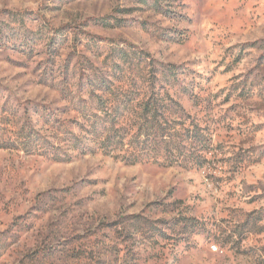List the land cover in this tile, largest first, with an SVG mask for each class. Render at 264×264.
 I'll return each instance as SVG.
<instances>
[{"label": "rangeland", "instance_id": "rangeland-1", "mask_svg": "<svg viewBox=\"0 0 264 264\" xmlns=\"http://www.w3.org/2000/svg\"><path fill=\"white\" fill-rule=\"evenodd\" d=\"M14 12L34 32L0 44V264H264V0H0ZM147 74L173 76L203 166L83 154L43 123L48 153L1 145L41 107L84 136L81 81Z\"/></svg>", "mask_w": 264, "mask_h": 264}, {"label": "trees", "instance_id": "trees-1", "mask_svg": "<svg viewBox=\"0 0 264 264\" xmlns=\"http://www.w3.org/2000/svg\"><path fill=\"white\" fill-rule=\"evenodd\" d=\"M32 15L14 12L8 15L9 22L0 19V44L8 45L17 38L22 39L21 46L31 47L34 30L27 22ZM172 77L171 74H161L160 78L147 74L123 76L118 80L104 76L88 78L81 81L79 90L89 85L86 90L89 99L80 96L77 109L85 121L80 124L84 136L64 132L61 120L47 115V110L41 107L42 117L46 116L43 122L41 117L32 122L28 115L22 124L17 114L9 118L8 134L1 145L48 153L49 142L37 128V124L43 123L83 154H112L132 164L203 166L206 159L202 153L209 149L210 138L198 119L165 89L164 84H170ZM143 86L144 90H140ZM53 149L54 154L60 148Z\"/></svg>", "mask_w": 264, "mask_h": 264}]
</instances>
